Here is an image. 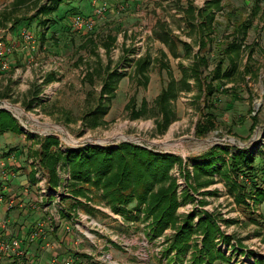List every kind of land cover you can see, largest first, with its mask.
<instances>
[{"label": "rangeland", "instance_id": "374dc122", "mask_svg": "<svg viewBox=\"0 0 264 264\" xmlns=\"http://www.w3.org/2000/svg\"><path fill=\"white\" fill-rule=\"evenodd\" d=\"M13 1L0 0V19L8 14L11 20L0 30L7 31L4 39L13 37L18 48L28 54L25 60L16 58L12 64L17 57L15 51L10 58V69L0 71V106L3 102L13 105L8 112L18 122L22 133H8L12 134L11 139L21 151L26 169L29 167L31 175H35L33 188L39 201L42 197L40 205L52 211L58 205L62 209L61 215L70 216L79 211L121 234H138L137 239L145 235L152 243L151 264H163L160 256L165 257L167 263L193 264L204 239L197 227L200 217L207 214L217 221L223 235L232 237L229 245L217 240L218 249L231 258L230 264H264V202L255 203L258 181L264 188V0H228L229 10L241 16L240 19L236 17L235 28L246 20L251 22L239 68L230 79L211 80L220 44L234 36L231 21L220 13L215 43L209 47V70L204 74L209 75L208 83L199 90L195 80L188 78L191 90L180 93L174 103L176 119L163 134L157 127L160 119L154 115L155 100L170 79L169 73L160 70L161 51L167 54L165 62L180 81L183 69L193 64L199 49L195 34L183 21L182 9L191 4L203 8L208 0H68L69 4H61L58 12L40 16L30 27L24 24L12 30L15 21L29 19L35 14L30 7L13 11ZM95 1L100 5L106 3L108 12L99 19L94 32H77L72 26L73 19L91 17ZM47 2L43 0L42 4ZM25 28L35 38L34 49H25L18 34ZM170 31L192 45L190 54L179 45L174 55L159 41L158 34ZM110 35L116 36L117 42L107 56L103 43ZM94 51L104 67L111 61V71L117 69L123 76L116 85L114 98L100 100L101 80L98 77L91 80L87 76L89 72L102 69ZM146 53L152 55L154 63L149 73L150 82L143 87L133 77V72L135 61ZM51 74L57 81L46 84ZM210 83L215 89L212 97L206 87ZM143 101L148 103L149 112L138 119L133 118L127 105L140 109ZM98 105L108 108V114L100 124L99 120L88 117ZM209 123L214 128L198 135V125L206 127ZM48 136H54L60 142L52 152L56 155L59 152L65 154L69 148L130 143L155 153L180 157L181 162L175 164L169 174L176 185L179 203L176 223L152 239L149 235L153 219L147 217L143 209L138 210L136 202L128 206L123 215L113 210L103 198V191L95 186L78 183L77 188L82 187L87 194L76 196L70 186V167L62 163L58 170L60 185L57 189H49L47 171L37 155ZM5 139L0 135V143ZM210 151L215 153L216 159H224L223 163L218 162L213 167L226 172L228 178L215 174L212 184L199 186V182L210 176L202 173L198 178L197 166L208 162L204 154ZM242 151L244 155L247 151L254 154L257 178L247 175L245 167L234 170L231 166L233 156ZM234 183L243 188L234 189ZM193 213L196 214L193 220L195 233L190 249L178 263L176 252L166 255V250L185 219ZM39 215L46 217L37 209L35 216ZM119 251L116 256L119 264H135L132 256ZM47 255V251L42 253L45 259Z\"/></svg>", "mask_w": 264, "mask_h": 264}, {"label": "trees", "instance_id": "16d2710c", "mask_svg": "<svg viewBox=\"0 0 264 264\" xmlns=\"http://www.w3.org/2000/svg\"><path fill=\"white\" fill-rule=\"evenodd\" d=\"M43 0H14L12 3L13 11L23 7H30L35 10V14L24 20H17L12 25L13 29H18L24 25L30 27L33 21L42 15H49L51 13L58 12L60 5L68 0H47L46 4H42ZM230 3L228 0H208L203 8L196 7L191 4L183 8V21L187 24L193 35L195 34L198 44V52L194 55L193 64L187 69H183V77L180 81L173 76L169 64L165 62L167 54L161 51L162 59L160 62V70L166 71L170 74V79L165 88L162 89L160 94L155 100L154 110L156 112L157 127L163 134L171 123L176 119V111L174 110V103L177 101L181 92H188L191 90V86L188 83V78L195 80L199 90H203V84L208 83L209 75L204 76L205 72L209 70V53L211 45L215 43V38L218 33L220 23H218V15L221 13L227 17L228 21H231L233 29V39L226 43L220 44L219 53L216 57V68L213 71L214 76L212 81H221L224 79L232 78L234 72L239 68V62L241 61L243 54V45L247 39V34L251 28V22L246 20L243 24L237 26L235 21L236 17L240 15H234L229 10ZM258 6L255 5V8ZM12 11V12H13ZM11 21L9 15H4L3 19H0V27L6 26ZM52 21V20H51ZM234 22V25H233ZM157 38L166 46L169 47L171 52L176 55L175 50L181 45L187 53L190 54L192 45L185 41H182L179 37L174 36L173 32H164V34H158ZM4 41L9 44V41L5 38ZM116 36H108V40L103 43V48L107 56L113 49L116 43ZM94 44L92 40L89 41ZM87 47V46H86ZM85 48V47H83ZM253 52V51H251ZM98 62L101 64L102 69L92 71L87 76L92 78H99L102 83L101 93L99 99L103 101V98H114L116 94V85L122 79V74L117 69L111 71V61L106 67L103 66L102 60L99 55L94 51ZM154 59L150 53H146L135 61L133 77L138 84L143 87H147L150 82V69ZM56 76L51 74L46 80V84H51L56 80ZM93 83V81H92ZM208 93L211 97L215 93V89L210 84H207ZM128 110H131L133 118H140L146 112H149L148 103L143 101L140 109L135 105H127ZM148 110V111H147ZM108 114V108L98 105L94 109L91 119L100 120ZM86 117V118H88ZM198 125V135H204L206 132L212 130L214 125L210 124L206 127ZM8 132L22 133V128L18 125L16 119L6 110L0 109V135ZM59 140L54 136H48L44 142L41 143V150L37 153L38 159L41 162L42 167L47 171L49 177L48 188L57 189L60 185L61 179L59 175L60 163L62 165H69L71 171V182L73 193L76 196H86L87 192L82 187L77 188L79 184H89L103 191V198L109 203L113 210L117 213L124 215L128 206L136 202L138 210L143 209L146 216L153 219L152 231L150 237L156 239L163 234V232L170 226L176 223V212L179 207V203L176 199V185L170 177V171L175 164L180 163V157L169 154L155 153L146 148L130 143H121L116 146H85L82 148H69L64 154L52 153L53 149H56L59 145ZM225 151L228 149H224ZM240 152L233 156L231 160V166L234 170L245 167L247 175L251 178H257V171L254 167L256 162L254 154L249 151ZM213 152L204 154V158L207 159V163H203L197 166V177L200 178L202 173H208L209 178L206 181L199 182V186H208L214 182V175L218 174L227 177V173L218 167H213L218 162L223 163L224 159L219 157L216 159ZM35 180V175H32V181ZM230 180V179H229ZM256 192V202H264V188L263 183L258 181ZM237 188H243L234 183ZM144 208H142V206ZM74 209L75 206L72 205ZM141 212V211H140ZM130 214V212L128 213ZM196 214L189 215L183 225L178 229L176 236L173 239V243L166 250V255H170L172 252H176L177 262H181L182 258L186 255L190 249V241L195 229L193 227V220ZM197 230L202 231L204 235L203 247L199 249L198 253L194 257L193 264H230L231 258L218 249V241L229 245L231 244L232 237L225 236L221 232V229L215 219L210 215L200 217ZM233 250H237L234 248ZM84 257V255H81ZM260 264V263H259Z\"/></svg>", "mask_w": 264, "mask_h": 264}, {"label": "built area", "instance_id": "2783aa9c", "mask_svg": "<svg viewBox=\"0 0 264 264\" xmlns=\"http://www.w3.org/2000/svg\"><path fill=\"white\" fill-rule=\"evenodd\" d=\"M94 6V13L91 17L78 16L73 19L72 26L77 32L83 34L94 32L99 19L109 10L106 3L100 5L95 1ZM6 32L5 30H0V35H2L0 37L1 72L10 69V57L16 50V44H12V42L7 44L4 41ZM18 34L25 44V49L28 47L29 49H34L33 45L36 41L28 29H21ZM16 160V154L13 153H9L6 157H0V177L4 183H8L11 178H15L16 173L10 170L9 164L11 161L15 162ZM26 192H28V189H26ZM38 202H42V197L41 201L38 200ZM0 204H4L7 210H12L19 205L16 199H6V196L2 193L0 194ZM40 208L46 217L36 221L29 235L28 242L29 244L42 242L46 248L53 249L55 246L52 240H50V235L55 234L58 229L62 230L65 236L71 239V253L67 257L66 264H119L116 259L115 250L124 251L126 254L132 256L136 261L135 264L152 263L154 253L152 251L151 239L143 234L138 239V234H121L117 230L111 229L104 223H100L98 220L79 211L70 216L63 214L62 216V209L58 205L53 209L54 211L45 207V205ZM0 229L4 232V234H0V254L25 258L27 256V248L23 246L25 241L18 237L9 240L5 238V235L10 230V221L1 212ZM81 255L89 257V260L84 262ZM159 258L163 261V264H174L167 263V260H164L165 257L162 258L160 256ZM53 262L54 264H58V260H54Z\"/></svg>", "mask_w": 264, "mask_h": 264}, {"label": "crops", "instance_id": "0c3cea01", "mask_svg": "<svg viewBox=\"0 0 264 264\" xmlns=\"http://www.w3.org/2000/svg\"><path fill=\"white\" fill-rule=\"evenodd\" d=\"M7 40L12 42V44H16V53L14 55L17 57L11 63L13 64L18 58L20 60L22 57L25 60L28 53H25L24 49L18 48V43L13 37H10V39L8 37ZM21 64L24 65L22 62ZM3 135L7 139L3 143H0V157H6L9 153H13L16 154L17 160L15 162L11 161L9 164L10 170L16 173L15 178H11L8 183H4L0 177V194H4L6 199H16L19 204L12 210H7L4 204H0V212L10 221V230L5 235V238L8 240L14 237L23 239L26 242L23 243V246L27 248V256L19 258L12 255L0 254V264H54V260H58V264H66L67 257L71 253V239L66 237L62 230L58 229L55 234L50 235V240H52L55 246L53 249L46 248L42 242L32 244L28 242L29 235L36 221L41 219L40 215L35 216L37 209L41 210V206L33 188L31 169L29 167L26 169L27 165L23 163L21 151H19V148H16L15 141L10 137L12 134L5 133ZM26 189H28V192H26ZM0 234H4L1 229ZM46 251L49 255L45 259L46 255L43 258L42 253H46ZM115 255H119L118 250H115ZM82 259L84 262H87L89 257L84 256Z\"/></svg>", "mask_w": 264, "mask_h": 264}, {"label": "water", "instance_id": "95a60500", "mask_svg": "<svg viewBox=\"0 0 264 264\" xmlns=\"http://www.w3.org/2000/svg\"><path fill=\"white\" fill-rule=\"evenodd\" d=\"M7 104H10V103H8V102H3V105L0 106V109H1V110H6V111H10V109L7 108ZM10 105H11V104H10Z\"/></svg>", "mask_w": 264, "mask_h": 264}, {"label": "bare ground", "instance_id": "6f19581e", "mask_svg": "<svg viewBox=\"0 0 264 264\" xmlns=\"http://www.w3.org/2000/svg\"><path fill=\"white\" fill-rule=\"evenodd\" d=\"M10 107H13V105L7 104V108L11 109Z\"/></svg>", "mask_w": 264, "mask_h": 264}]
</instances>
